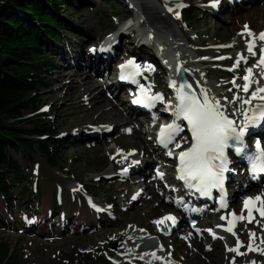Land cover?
<instances>
[{
  "label": "rangeland",
  "instance_id": "rangeland-1",
  "mask_svg": "<svg viewBox=\"0 0 264 264\" xmlns=\"http://www.w3.org/2000/svg\"><path fill=\"white\" fill-rule=\"evenodd\" d=\"M69 1V6L73 7V11H63L60 13L62 16L57 15V17L60 19L61 23L70 26L71 31L67 34H60L61 39L59 44L48 42L46 43L48 46L46 44L43 46L44 52L54 59V66L49 70V74L46 75L45 84L43 81V84L39 86L34 96V98L38 99L39 103H41V112L49 117L51 125H53V130L57 133L55 154L58 160L55 159V167L50 168L45 156H43L37 148L33 151L20 149L12 153L14 160L22 167L26 181L29 182L28 191L31 197L21 201L14 196V198L10 200V205H5L0 197V244L5 243L10 246L11 258L14 264H89L87 261L89 258L99 260L100 264H124L126 261L129 262V264H147L149 259L154 257L149 256L148 253H155L157 258L154 259V261L157 264H161L162 261H166L168 264H184L179 260L181 257L174 258L171 244L166 246L163 244L164 238L169 237V235H163L164 233L161 234L159 231L164 227L165 222L160 224L159 228L157 224L154 223L157 220H162L166 214L148 220L150 228L152 229L148 232L142 226L144 225L143 220H139L143 212L141 215L139 213L134 214L132 212L133 208L129 207L134 199L139 197L138 195L141 192V194L144 193V195L138 206L140 207L143 202L148 200L149 195L145 191V188L150 187L158 196H161L162 191L159 189V182L155 181V172H161L160 170H162V173L166 175L170 171L169 165L163 163L165 161L161 159L157 160L147 174L149 178L144 179L148 182L146 184H138L125 201L124 198H120V195L114 193L110 195V192H104L102 190L99 191L98 197L96 194H93V192L104 183L114 181L112 190L116 191L120 187V182L130 181L133 171L128 178L123 179V177L116 175V173L120 174L125 170L122 164H118L114 170L109 171L107 167L103 165V161L108 159L121 161L130 155L137 154V150L133 148H126V150H124L117 145L124 147L127 145L119 141H116V143L113 142V139L118 140V137L123 134L129 138L137 126L134 123L121 125V123L110 124V122H105L101 125L89 123L82 124L78 121L79 117L77 113L80 114L79 111L76 109L63 111L61 109L65 103L61 102L60 98L62 96V91H58V88L63 85L71 84L70 81H72V79L70 76L73 73V69L67 67L64 63H60V58L63 57L60 48L65 46L63 52L70 54L73 50L76 36L77 38H81L86 35L85 33H89L97 26L104 32L103 35L110 34L116 30L118 24H127L128 21L126 20L134 16V11L128 7V3L130 4L132 1ZM169 1H175L183 5L181 12L184 13L185 19L176 21L178 28H181L188 36V38H184L183 43L185 44L186 41L206 44L203 46L211 44L221 46L227 43L228 40L224 38L214 39L215 35L212 25L217 24L228 27L230 17L233 18L238 14H245L249 8L226 10L221 12L217 18H213V16L210 17L209 12L203 6L204 3L210 0ZM220 1L221 0H219V3ZM211 4V2H207L209 7L212 6ZM258 4L262 5L263 1L258 0L257 5ZM84 5H86L85 8L82 7ZM138 9L142 20L146 24V29L161 25L159 22L148 20L146 14L153 13V11L145 12L141 7ZM188 12L190 13L188 14L190 19L186 17ZM235 25V36H237L244 32L242 28L247 25V22L239 19L238 23ZM261 29H264V23H261L255 29H250V31L257 34ZM128 32L129 31H124V33ZM128 38L132 37L127 35V38H125L126 44L129 40ZM188 44L189 45L185 47H188L187 50H195L198 46H201L197 44V46L193 47L191 43ZM127 45L131 47L129 44ZM182 50L185 49L182 48ZM231 52L234 54L233 51L222 52L220 54H205L203 52L198 54L207 58L205 60L211 64L209 71H214V74L216 73L220 76L214 78V74H208L207 76L209 79L219 80L217 81L218 83H223L224 81L231 83L235 78L243 77L244 70L236 72L234 77L225 75V71L228 73L231 72L229 71L230 68H235V70L238 68L235 67V60L231 59ZM220 57H224L228 59V61H222ZM142 58L143 57H137V61L140 62ZM249 62L250 61L244 63L246 64L244 69L249 68ZM160 67H158V70L152 72L153 80L155 81L154 89L159 92L165 91V74ZM96 78L99 79L98 83L102 88L103 84L101 82V77ZM78 80L79 78H76L74 82L76 83ZM101 88H98V90L100 91ZM229 90H231V88H229ZM49 93L51 94V98L46 99L45 96ZM102 95L115 106L116 110H121V108L108 96L106 91H104ZM235 97L236 95L232 93V98L227 97L226 100L232 101ZM81 103L87 104L84 96L81 98ZM66 104L71 105L74 103L68 102ZM30 115V112H26L24 118ZM157 124L158 121H155V124L141 126L140 135L142 138L147 137L149 133L156 130L158 128ZM114 128H116L114 133L108 139L101 141L100 144H102V147L96 152L84 150L89 147H94L95 143L75 142L69 145L63 144V142L70 140L72 134L82 133L81 131L91 130L90 133L95 134L96 138H99L100 132ZM93 130L96 131L93 132ZM49 162L52 163L53 160H49ZM120 167L122 168L119 169ZM54 194H58L59 199H57V201H54V198H52ZM109 195L114 199L117 198L116 202L118 207L116 212H112V204L104 201ZM93 196H96V198ZM239 199L238 195L233 197L232 207L229 208L230 211L234 209L233 207L235 203L237 204V200ZM55 203L57 204L55 205ZM164 205L169 206L166 203H164ZM95 206H101L99 209L103 210V217L94 213V210L97 209ZM119 213H123V215L118 218ZM24 214L28 215V219L26 220L27 224L24 219ZM167 214L174 217L175 221L178 220V216L172 213ZM211 217L212 218L209 220H207L206 217L203 220L206 219L207 225L213 227L214 223H212V221L215 220L216 217L214 215ZM67 218L71 219L72 222H69ZM138 223L140 224L139 226H137ZM32 224L34 226H32ZM197 229L199 230V236L206 241L207 244L205 243L204 245H206L205 248H207L214 241V239L209 237L211 232H208V236H205L201 232L202 229L200 227L197 226ZM246 230V225H241L237 230V236H244ZM119 232L123 233L121 237L116 236ZM172 232L176 231H170V233ZM215 233H217L218 237H223L222 239L220 238L222 251L221 248L219 249L220 253L225 256V260H223L222 264H230L231 257L228 256V253L225 251V248L230 245L228 237L223 236L220 231ZM172 235H178L182 239H185L186 235L193 236V232L187 230L184 233H180L179 230ZM241 239L245 240V238L242 237ZM96 243L98 244L95 245ZM110 243L117 244L116 250H110ZM125 246L134 250V253L125 256L127 252L122 250ZM119 249H121L122 252L121 257L117 256V251ZM216 249L217 247L214 248V250ZM141 253L146 254L144 256H139ZM103 259H106L108 263H103Z\"/></svg>",
  "mask_w": 264,
  "mask_h": 264
},
{
  "label": "bare ground",
  "instance_id": "bare-ground-1",
  "mask_svg": "<svg viewBox=\"0 0 264 264\" xmlns=\"http://www.w3.org/2000/svg\"><path fill=\"white\" fill-rule=\"evenodd\" d=\"M133 4L135 5L136 10V17L131 22V19L127 22L126 26H123L124 24H118V27L114 32H111L110 34L103 35L104 32H102V29L97 26L89 33H85L86 35L77 38L73 45V50L70 54L67 52H63V48L65 46H62L63 48H60V51L62 52V56L60 58V63H64L67 65V67H71L73 69V73L71 74L70 78L72 79L70 85H63L62 87L58 88V91H62L61 96V102L65 103L64 106L61 108L63 111L66 110H73L76 109L79 111L78 114V121L82 124H93V125H101L105 122H110V124H128V123H134L136 124L137 128L133 130L131 133V136L128 138L124 134L120 135L118 137L119 139H113V142L116 143V141H119L120 143H123L127 145L119 146L120 148L126 150V148H133L137 150V154L130 155L126 157L125 159L121 161H115V160H104L103 165L107 167V170H114L118 164H122L125 167V170L123 173L119 174V176L126 175L128 171L132 170L133 175L130 178V181L126 182H120V187L116 190H112V186L114 185V181L106 182L102 186L97 187L93 194H96L98 196V193L100 190L104 192H110V195L112 193L120 195V198H124V201L128 198L130 193L138 186V184H146L148 181L144 180L147 179V174L150 171L151 167L157 160L160 159V155L158 154V158L154 155V151L149 152L148 151V142L147 140H144L142 138L141 134V126H144V124L138 120L137 116H150V114H144L139 110H134L132 107V111H127V108L124 109V104L121 103L119 100L117 101L114 97V102L117 106H120L121 110H116L115 106L107 100L105 97H103V89L113 95V89L111 85H106V87H102L98 83L97 79L95 77L101 76V80L107 79V76L104 74L105 71L109 69V67L116 64L117 61L126 60L129 58V56H137V57H145L144 60L150 59L153 62H160V58L158 56L157 50L154 48L153 43L149 38L145 37L146 34H150L152 36H155L158 34V40L161 42V47L163 48L161 50V54H167L168 59L170 60V63L176 60V58L179 59V63L184 66L185 68L189 69L191 72L190 77L188 78V81L191 82L194 85H197L201 91H205L209 97H215V99L220 100L221 103L224 105V111L226 114L230 116V118L235 119L238 122L243 123V116L240 114V111L247 110L249 112V115H252L251 108L256 104V102L252 101V105H242V100L247 99L249 94H245L242 90H240L238 87H234L232 83L224 81L223 83H218L219 80H212L208 78V74H214V71H209V67H211V64L205 60L207 58H204L201 54L202 52L205 54H220L222 52H229L233 51L232 53V60H236L239 58L240 55H243L247 61L249 62V67L252 68L253 71V80H255V77L258 72H261L259 67H257V63L260 57V46L261 42L259 39L255 40V48L254 51L256 52L255 56L250 55L247 52V46L246 41L251 40V37H248L247 35L241 36L238 34L235 36L236 32V23H238V20H245L248 25V29H255L258 25L261 23H264V0L262 5H257L258 0H221L220 4L217 8H214L211 6L209 7L207 5V2H211L213 4L214 0L207 1L204 3V7L209 12L210 17L213 16V18H217L221 12L224 11H230L234 10L236 8H247V11L245 14H238L236 17H230L228 21V27L223 25H217L213 24L212 28L214 31V39H220L224 38L227 41V43L218 46V45H206L204 43H196V42H184V38H188L187 33H185L181 28H178L176 24V15L178 12H181L182 7H178V5H182L181 3H177L175 1H169V0H131ZM189 1V0H186ZM126 3V2H125ZM211 4V5H212ZM83 8L86 7V5L82 6ZM139 7H141L142 10L145 12L147 11H153V13H148L146 16L148 17V20L153 22H159L161 25L154 28H149L148 33L146 31V26L144 24V21L142 20L141 15L139 14ZM169 9H172V11H169ZM241 11V10H240ZM143 13V12H142ZM173 15L175 17H173ZM129 31L130 36H132V44L129 42L130 46L133 49H129L131 47L126 46L125 43V35L121 33V31ZM245 31V26L242 28ZM71 31V29H70ZM68 31V32H70ZM67 32V33H68ZM66 33V34H67ZM258 34V33H257ZM256 36L258 37V35ZM103 35V36H102ZM192 40V39H190ZM188 43H191L193 47L197 46V44L201 45L198 46L195 50L190 49L187 50L186 45H189ZM70 44V43H68ZM183 44V45H182ZM67 45V44H66ZM157 45V43H156ZM204 47V48H200ZM160 49V47L158 46ZM184 48L185 50H182ZM92 49H96L95 52H92ZM101 49H104L107 52H110V55H107L104 51H101ZM126 50L125 53H123ZM122 52V56L118 55ZM219 56V55H217ZM120 59V60H119ZM122 59V60H121ZM213 59V58H210ZM220 60L222 61H228V59L224 57H220ZM178 62V61H177ZM213 64V63H212ZM254 64V65H253ZM246 64L242 61L240 66L234 70L228 73L225 71V75H229L230 77H234V74L239 71H243V75H245V67ZM253 65V66H252ZM169 71V70H167ZM173 72H176L174 70ZM146 74L150 75V71ZM111 75V71L108 73V78ZM220 77L218 74H214L213 76ZM242 77V76H241ZM235 78L237 85H243L245 82L242 80V78ZM76 78H79V80L75 83L74 81ZM101 83V82H100ZM101 88L99 91L98 88ZM260 86H255L252 84L251 90H254L255 88ZM123 89H127V86H123ZM231 88V90H229ZM232 93L241 98V100H236L234 103H228L226 98H232ZM85 97L87 104L81 103V98ZM46 99L51 98V94H47L45 96ZM234 100V99H233ZM232 100V101H233ZM71 102L74 104L67 105L66 103ZM126 102V99L124 100ZM160 108V105L157 106V108L153 111L152 114L154 115H160L158 113V109ZM42 109V108H41ZM233 110L236 111L235 115H232ZM41 112V110H40ZM159 118L165 117H158L156 118L159 121ZM147 123V122H146ZM125 125V126H126ZM182 126H184V122L181 123ZM124 127V126H121ZM120 128V127H117ZM116 128L111 129L109 131L108 129L104 132H100V137L96 138L93 136L91 130L81 131L82 133H75L72 134L70 137V140H67L63 142V144H71V143H95L94 147H89L84 149L88 152H96L101 149L102 144L101 141H104L108 139L115 131ZM264 134V130L262 131ZM263 148H264V140L262 141ZM159 153L162 154L163 151L159 150ZM138 161V163H136ZM52 164V163H50ZM55 167V166H54ZM58 168V167H57ZM120 167L119 169H121ZM162 173V170H160ZM117 175V174H116ZM143 177V178H141ZM111 180V179H110ZM171 180V179H170ZM151 183V182H150ZM230 183L233 188H235L236 183L234 180V175L232 174V170L230 172ZM159 189L162 191V195L158 196L152 188L148 187L145 188V191L148 193L149 198L147 201L143 202L141 206L139 207L138 204L142 200L143 194H139V197H136L134 201L130 204V208H133L134 214H140L143 212V215L139 217V220H143L144 225H142L148 232H150L152 229L150 228V225L148 223V220H151L153 218H156L157 216L160 217L161 215L167 214V213H174V214H180L181 218L176 223H173V228L175 229L178 227L180 229V233H184L187 230L191 231L193 230L189 226V219H195L199 220V225L202 229V233L205 236H208V232H211L209 234V237H211L213 234L217 235V233L213 231H209L211 228V225H207V220L211 219L212 215L209 214L214 210L215 205H208L200 206L194 201L190 200L188 203V206H190L192 209L195 210L194 215L192 216H186L182 211V206L179 205L178 207H174L173 203L169 201L168 196H174L176 195V199L181 198V194L179 192H172L169 188L168 190H165V186L162 184V182L159 185ZM91 192V190L89 189ZM232 191V190H231ZM249 192H241L239 190L235 189L233 197L236 195H240L241 199H239V202L247 195H249ZM108 196L104 201L112 204V212L117 211V198H112L111 196ZM96 198V196H93ZM99 197V196H98ZM232 197V198H233ZM170 199H172L170 197ZM169 202H168V201ZM123 201V202H124ZM189 201V198L184 199L181 203H186ZM233 201V199H232ZM232 201L230 200L227 203L228 209L232 207ZM169 203V206L164 205V203ZM107 204V203H106ZM236 204V203H235ZM97 208L101 206H95ZM234 209L232 211L228 212H237L239 210V207L235 205L233 207ZM205 209L208 210L205 211ZM199 210L203 214H199ZM112 212H109L110 214H113ZM95 213V212H94ZM107 213V214H109ZM96 215H100L103 217V213H95ZM208 214V215H206ZM123 213L118 214V218L122 217ZM25 221L28 219V215L24 214ZM206 217L205 220H203ZM117 219V218H116ZM115 219V221H116ZM69 222H72L71 219L67 218ZM106 221V220H105ZM110 221V220H108ZM256 221H259L257 223ZM167 224L171 222L170 220L166 221ZM165 222L164 229H167V224ZM109 223V222H108ZM223 223V222H222ZM27 224V221H26ZM110 224V223H109ZM224 227H226V224L223 223ZM140 224L138 223L137 226ZM247 227V230L245 231L244 236H241L242 238H245V240H242L241 237H239L240 241H244V245H247L249 243V231L255 232L256 237L253 238V247L254 248H264V245L260 244V238H264V220L262 219H255L253 223L251 224H244ZM32 226H34L32 224ZM197 226V225H196ZM160 226H158L159 228ZM207 229V231H206ZM237 233V231H236ZM159 234V233H158ZM123 233L119 232L116 236H122ZM223 236H227L228 240L230 242L229 247H235L236 246V237L232 236L231 233H225L223 231ZM217 238L214 239V241L205 248L206 243L205 240L202 239L200 236H186L185 239H182L178 235H170L168 238H164L163 244L166 246L168 244H171L173 247V256L174 258L181 257L179 260H181L184 264H222L223 260H225V256L220 253L219 249L221 248L222 251V243L221 239H219L218 235ZM94 245L93 243H91ZM96 243L95 245H97ZM207 244V243H206ZM217 247L216 250L214 248ZM213 249V250H212ZM122 250H125L127 253L125 256L132 255L134 253V250L131 248H127L126 246L122 248ZM240 252L244 253V255H240V258H238L237 254L235 252H229L228 255H231L232 258L234 256V262L235 264H250L251 261L255 260L257 264H264V255H260L258 251L256 252H249L247 247H241L239 249ZM121 249L117 251V256L121 257ZM146 253H141L139 256H144ZM149 256H153L152 253H148ZM157 257L154 256L149 259L147 264H157L154 259ZM124 264H129V262H125ZM161 264H168V262H161Z\"/></svg>",
  "mask_w": 264,
  "mask_h": 264
},
{
  "label": "snow or ice",
  "instance_id": "snow-or-ice-1",
  "mask_svg": "<svg viewBox=\"0 0 264 264\" xmlns=\"http://www.w3.org/2000/svg\"><path fill=\"white\" fill-rule=\"evenodd\" d=\"M218 3L219 0H214L212 7H217ZM178 7H183V5H178ZM169 11H172V9H169ZM240 35L242 37L247 35L252 38L246 41L247 52L252 56L256 55L254 51L256 46L255 40L259 39L262 42L257 67L261 68L262 72H264V32L260 33L257 37L246 25L245 31L240 33ZM91 51L95 52L96 49H92ZM101 51H104V49H101ZM242 61L247 63V59L243 55H240L236 60L235 67H239ZM120 69L121 80H129L139 87V96L133 100L134 104L151 108L157 102L164 103L162 94L150 95L149 90L151 86L146 89L143 85L139 84L136 77L141 75L140 65L136 64L134 60H129L125 64L120 65ZM144 70L154 71V68L149 64L145 66ZM234 70L235 68L229 69V71ZM245 73L242 77L245 82L243 85H237L235 80L231 81V83L245 94L250 93L247 99L241 101L242 105L251 106L253 100H259L260 103L252 106L251 116L247 110L242 109L240 111V114L243 116V123L230 118L225 113L224 105L220 100L215 99V97H209L205 91H201L197 95L192 91L193 86L186 81L177 86L176 81L173 80L169 85L175 92V104L171 101L166 103L165 111L171 110L175 119L172 123L161 127L159 143L163 147L168 148V145L173 144L176 141V137L185 131V127L187 128L190 133L191 146L179 153L178 179L184 181L187 188L195 189L196 192L203 196L210 197L213 189L223 190L226 179L225 174L230 171L229 149L234 150L236 155L250 162L253 174H264V148L261 147L260 141L257 140L255 143L254 154H250L247 151V145L245 144V136L248 129L264 124V87H257L250 92L252 84H258L259 81L253 80L251 67L245 69ZM261 78L264 79V76ZM236 100H241V98L237 96L233 101H228V103H234ZM235 114L236 111L233 110L232 115ZM178 121H184L185 125L182 126ZM174 146L176 148L181 147L179 142H175ZM167 154L172 156V150L170 149ZM157 175L161 178L163 177V173L157 172ZM221 208H227V204L223 200L221 201ZM97 210L99 211V209ZM243 212H247L249 224L254 222V212L259 213L261 219L264 220V196L257 195L245 198L242 205V213L237 215L232 212L229 215L235 217V220L239 222L246 219ZM220 219L227 220L228 222V227H223V231L229 232L232 236L236 237V246L229 247L227 249L229 252L244 255L239 249L246 246L249 252L258 251L260 255H264V248L253 247L252 241L256 237L255 232L249 231V243L244 245L234 231L235 225L233 221L228 220L225 216H221ZM167 220H172L175 223V218L171 216H166L154 223L159 226ZM256 222L259 223V221ZM213 236L217 238L215 234ZM219 238L222 239L223 237ZM260 244L264 245V238H260ZM152 255L155 256V253H152ZM250 264H257V262L253 260Z\"/></svg>",
  "mask_w": 264,
  "mask_h": 264
},
{
  "label": "trees",
  "instance_id": "trees-1",
  "mask_svg": "<svg viewBox=\"0 0 264 264\" xmlns=\"http://www.w3.org/2000/svg\"><path fill=\"white\" fill-rule=\"evenodd\" d=\"M69 2L0 0V197L5 205H10L14 196L21 201L31 197L29 182L13 152L37 148L50 168L58 160L57 133L49 117L40 112L41 103L34 96L54 66V59L43 46L48 42L59 44L60 34L71 29L57 17L63 11H73ZM26 112L32 115L24 118ZM87 261L100 264L93 258ZM103 263L108 262L103 259ZM0 264H14L10 246L5 243L0 244Z\"/></svg>",
  "mask_w": 264,
  "mask_h": 264
},
{
  "label": "water",
  "instance_id": "water-1",
  "mask_svg": "<svg viewBox=\"0 0 264 264\" xmlns=\"http://www.w3.org/2000/svg\"><path fill=\"white\" fill-rule=\"evenodd\" d=\"M109 246H110V250L114 251V250H116L117 244L116 243H110Z\"/></svg>",
  "mask_w": 264,
  "mask_h": 264
}]
</instances>
